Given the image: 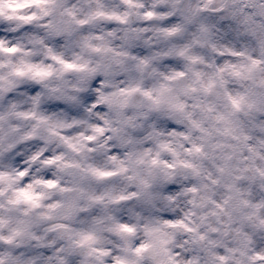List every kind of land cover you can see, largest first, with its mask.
I'll use <instances>...</instances> for the list:
<instances>
[{"label": "clouds", "instance_id": "9594fccd", "mask_svg": "<svg viewBox=\"0 0 264 264\" xmlns=\"http://www.w3.org/2000/svg\"><path fill=\"white\" fill-rule=\"evenodd\" d=\"M0 264H264V0H0Z\"/></svg>", "mask_w": 264, "mask_h": 264}]
</instances>
